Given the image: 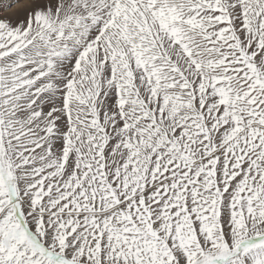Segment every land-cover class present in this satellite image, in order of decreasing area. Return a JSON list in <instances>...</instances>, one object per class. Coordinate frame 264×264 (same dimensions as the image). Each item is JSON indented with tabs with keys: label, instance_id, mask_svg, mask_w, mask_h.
Here are the masks:
<instances>
[{
	"label": "rangeland",
	"instance_id": "1",
	"mask_svg": "<svg viewBox=\"0 0 264 264\" xmlns=\"http://www.w3.org/2000/svg\"><path fill=\"white\" fill-rule=\"evenodd\" d=\"M0 264H264V0H0Z\"/></svg>",
	"mask_w": 264,
	"mask_h": 264
}]
</instances>
